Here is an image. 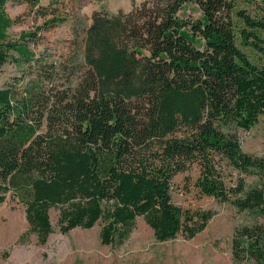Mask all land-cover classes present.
<instances>
[{
  "label": "trees",
  "instance_id": "trees-1",
  "mask_svg": "<svg viewBox=\"0 0 264 264\" xmlns=\"http://www.w3.org/2000/svg\"><path fill=\"white\" fill-rule=\"evenodd\" d=\"M9 1L0 0V70L13 51L31 63L27 41L38 40L9 42ZM242 1L144 0L129 13L96 12L78 74L23 95L0 89V206L9 192L19 197L41 244L54 233L52 209L62 234L103 221L106 246L127 239L138 217L159 242L193 239L214 214L182 210L172 187L198 165L200 193L251 218L235 231L234 261L264 264V155L245 153L239 138L264 117V19Z\"/></svg>",
  "mask_w": 264,
  "mask_h": 264
},
{
  "label": "rangeland",
  "instance_id": "rangeland-1",
  "mask_svg": "<svg viewBox=\"0 0 264 264\" xmlns=\"http://www.w3.org/2000/svg\"><path fill=\"white\" fill-rule=\"evenodd\" d=\"M144 0H39L32 7L22 0L9 1L6 14L14 20L8 31L9 42L21 44L25 33H38V40L27 41L31 63L17 52L0 70V89L12 85L20 94L27 88L49 84L62 85L73 72L82 69L86 32L96 12L116 15L129 13ZM244 9L255 18L264 19V0H243ZM189 11L194 16L195 7ZM50 20H58L48 31L38 27ZM202 49L203 43L195 41ZM54 67L56 71H54ZM57 68H67L66 73ZM242 149L247 154L264 155V117L249 132L239 134ZM200 168L195 165L188 172L175 177L172 198L184 211L212 212L213 218L206 229L193 239L180 234L174 240L159 242L154 231L142 217L122 243L106 246L101 242L100 221L92 229L77 228L62 234L58 224L60 211L52 209L50 220L54 233L46 244L30 230L26 206L12 192L0 206V264H238L232 256V241L237 228L250 224L248 214L238 213L229 203L204 196L196 187ZM253 184L255 178L247 179ZM8 255V258L5 256Z\"/></svg>",
  "mask_w": 264,
  "mask_h": 264
}]
</instances>
